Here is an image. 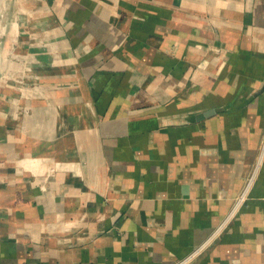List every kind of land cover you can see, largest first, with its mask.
I'll return each mask as SVG.
<instances>
[{"label": "crops", "instance_id": "obj_1", "mask_svg": "<svg viewBox=\"0 0 264 264\" xmlns=\"http://www.w3.org/2000/svg\"><path fill=\"white\" fill-rule=\"evenodd\" d=\"M188 258L264 264V0H0V264Z\"/></svg>", "mask_w": 264, "mask_h": 264}, {"label": "built area", "instance_id": "obj_2", "mask_svg": "<svg viewBox=\"0 0 264 264\" xmlns=\"http://www.w3.org/2000/svg\"><path fill=\"white\" fill-rule=\"evenodd\" d=\"M251 181H252V177L250 176L248 178L244 188H243V191H242L241 195L238 197L237 202H239V203L243 202V197L245 196L246 191L248 190L249 186L251 185ZM189 261H190V259L188 258V259H185V260H182V261H176L173 264H188Z\"/></svg>", "mask_w": 264, "mask_h": 264}, {"label": "rangeland", "instance_id": "obj_3", "mask_svg": "<svg viewBox=\"0 0 264 264\" xmlns=\"http://www.w3.org/2000/svg\"><path fill=\"white\" fill-rule=\"evenodd\" d=\"M11 1H12V3H13V0H11ZM13 10H14V9H13V6H12L11 9H10V12H11V11L13 12ZM241 203H242V202H241ZM241 203H239V202L236 201L235 206L240 205Z\"/></svg>", "mask_w": 264, "mask_h": 264}]
</instances>
